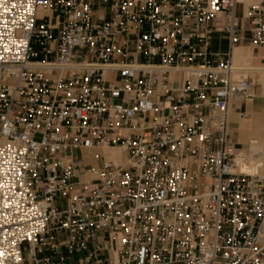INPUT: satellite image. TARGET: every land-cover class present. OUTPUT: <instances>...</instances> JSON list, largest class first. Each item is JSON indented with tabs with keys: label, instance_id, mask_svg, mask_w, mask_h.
Listing matches in <instances>:
<instances>
[{
	"label": "built area",
	"instance_id": "1",
	"mask_svg": "<svg viewBox=\"0 0 264 264\" xmlns=\"http://www.w3.org/2000/svg\"><path fill=\"white\" fill-rule=\"evenodd\" d=\"M242 43L264 0H0V264H264Z\"/></svg>",
	"mask_w": 264,
	"mask_h": 264
},
{
	"label": "bare ground",
	"instance_id": "2",
	"mask_svg": "<svg viewBox=\"0 0 264 264\" xmlns=\"http://www.w3.org/2000/svg\"><path fill=\"white\" fill-rule=\"evenodd\" d=\"M255 1L257 0H241L242 3H245L247 5ZM260 59H264V52H262V50L260 49L236 46L233 50L232 61L234 67L239 70H244L241 73L242 75H249L254 80L255 78L259 77V79L263 82L264 64L257 62ZM247 101L254 102L253 112L251 111L252 118L250 120H247L245 115L242 118V128L239 132L235 133L237 136V140L240 141V139H242V137L244 136L243 132L251 130V133L248 135V142L250 143V146L242 149V152L248 158V161L244 165H242V170L248 174H256L260 172L262 167L264 166V110H262V101L260 100V97L257 96V94L254 98ZM111 153L112 157L116 161L122 160V154L119 149H114L111 151Z\"/></svg>",
	"mask_w": 264,
	"mask_h": 264
},
{
	"label": "crops",
	"instance_id": "3",
	"mask_svg": "<svg viewBox=\"0 0 264 264\" xmlns=\"http://www.w3.org/2000/svg\"><path fill=\"white\" fill-rule=\"evenodd\" d=\"M238 103V104H237ZM254 108V102L246 101L245 103L241 102L238 99H234L232 101V106L230 108V126L232 131L235 133L239 132L242 128V118L245 116L247 118H252V112ZM236 110V111H235ZM242 111L244 113V116H239V113L237 111ZM252 111V112H251ZM250 112V113H249ZM246 113V114H245ZM240 119V120H239ZM244 136L240 141L237 140V143L243 144L244 148L249 147L250 143L248 142V135L251 133V130L244 131ZM244 140V141H243Z\"/></svg>",
	"mask_w": 264,
	"mask_h": 264
},
{
	"label": "rangeland",
	"instance_id": "4",
	"mask_svg": "<svg viewBox=\"0 0 264 264\" xmlns=\"http://www.w3.org/2000/svg\"><path fill=\"white\" fill-rule=\"evenodd\" d=\"M221 45H223V43L221 44ZM237 47H250V48H255V49H260V50H262V52H264V47H260V46H251L250 44H247V43H242V44H240V45H238ZM221 49V48H220ZM257 62H259V63H262V64H264V59H260V60H258ZM258 78V79H257ZM257 78H255V83H256V86H255V89H256V94H257V96L258 97H260V100L262 101V107L264 108V80H263V82L259 79V77H257ZM257 80H259V81H257ZM262 82V83H261ZM246 101H244L243 103H245ZM262 108V110H264ZM238 113L239 112H242V111H237ZM247 120H250V118H247ZM230 134H231V138H232V140L235 142V143H237V136H236V133H234V132H232V129H231V132H230ZM237 145L241 148V149H243L244 148V145L243 144H239V143H237ZM245 148H247V147H245Z\"/></svg>",
	"mask_w": 264,
	"mask_h": 264
}]
</instances>
